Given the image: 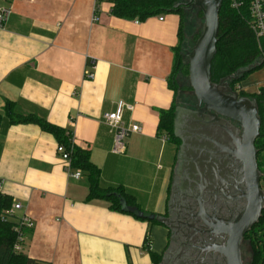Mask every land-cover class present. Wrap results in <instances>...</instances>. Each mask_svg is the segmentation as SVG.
Returning <instances> with one entry per match:
<instances>
[{
  "label": "crops",
  "instance_id": "obj_1",
  "mask_svg": "<svg viewBox=\"0 0 264 264\" xmlns=\"http://www.w3.org/2000/svg\"><path fill=\"white\" fill-rule=\"evenodd\" d=\"M112 6L102 0L94 22L95 0H0V9L11 10L0 28V113L12 101L68 129L91 151L104 188H122L144 212L164 214L179 151L158 126L160 111L178 102L169 80L181 18L137 23L113 16ZM238 89L259 92L250 84ZM121 101L134 106L125 124L141 130L128 136L125 154H115L114 130L103 117ZM58 145L38 125L0 119L1 193L22 204L18 217L34 222L21 252L52 264H152L166 246L164 225L114 211L103 199L87 201V174L71 176Z\"/></svg>",
  "mask_w": 264,
  "mask_h": 264
},
{
  "label": "water",
  "instance_id": "obj_2",
  "mask_svg": "<svg viewBox=\"0 0 264 264\" xmlns=\"http://www.w3.org/2000/svg\"><path fill=\"white\" fill-rule=\"evenodd\" d=\"M189 4L193 9L203 11L205 21L202 34L188 55L189 81L198 101L197 109L176 108L175 136L182 141L179 157L184 160V169L200 162L209 163L213 168L218 160H224L225 155H231L241 163V185L245 188L244 196L248 201L241 219L234 222L212 218L201 209L200 214L206 225L230 234L227 247L225 241H220L221 245L214 246V251L225 253L229 264H243L241 242L245 234L259 223L264 211L262 172L256 147L262 118L258 101L241 97L230 84L261 67L263 62L240 69L236 74L224 75L219 83L213 82L212 63L217 54L223 0H190ZM228 119L237 122L240 127H235ZM228 162L229 159H225L224 165ZM183 183L186 184L185 180ZM196 183L204 188H212L214 184L207 180ZM121 205L139 218L169 226V219L161 214L146 213L137 206L129 205L123 198ZM218 237L225 240L224 234Z\"/></svg>",
  "mask_w": 264,
  "mask_h": 264
},
{
  "label": "trees",
  "instance_id": "obj_3",
  "mask_svg": "<svg viewBox=\"0 0 264 264\" xmlns=\"http://www.w3.org/2000/svg\"><path fill=\"white\" fill-rule=\"evenodd\" d=\"M185 1L188 0H111L113 4L111 9L112 15L121 19H139L140 21H144L152 16L171 13L180 16V43L174 49V67L169 80V87L176 93V100H178L179 93L176 83L179 72L182 70L184 75L189 76V63L183 64L184 58L181 53V45L184 42L182 13L185 10L183 8ZM247 16V13H239L232 9L230 0H223V6L220 11L217 54L212 63V80L215 83H219L224 75H233L240 69L263 62L261 67L246 74L239 81H233L231 84H233V87H236L249 74L264 67L262 58L264 41L261 44L258 42L255 32L249 25ZM240 95L258 101L262 127L261 134L256 141V147L258 149V165L262 172L261 181L264 182V87L258 93L252 95L241 90ZM178 106V102H174L170 109L161 110L158 126L159 133L167 134L169 140L177 146L180 145V140L175 136L176 108ZM3 116L9 119L10 125L34 124L38 125L45 132L55 136L58 144L63 145L69 153L72 169L85 172L89 178L90 187L87 201L103 199L111 203L112 210L124 213L128 212L122 208V198L131 206L137 205L133 197L122 188H104L101 185L100 170L91 161V151L77 146L73 142L74 136L72 132L68 129L54 125L35 114H24L12 101L6 102L4 113H0V119ZM13 204V198L10 195L0 193V264H52L48 261L30 258L21 252L22 249H19L22 247L23 241L20 240L19 232L17 231L19 227L18 216L10 213ZM131 215L135 216L134 214ZM135 217L148 221L137 216ZM256 226H262L258 231H264V211ZM22 234H24V230ZM259 238L262 244L255 252L253 264H264V235Z\"/></svg>",
  "mask_w": 264,
  "mask_h": 264
},
{
  "label": "flooded vegetation",
  "instance_id": "obj_4",
  "mask_svg": "<svg viewBox=\"0 0 264 264\" xmlns=\"http://www.w3.org/2000/svg\"><path fill=\"white\" fill-rule=\"evenodd\" d=\"M233 88L240 93L238 86ZM197 106L198 101L182 107L196 110ZM228 120L235 127H240L237 122ZM181 145L180 140L167 209L161 214L169 219V226H159L166 237V246L161 254L154 255L152 264H229L225 253L214 251V246L225 241L227 247L230 234L206 225L200 209L212 218L234 222L241 219L248 205L244 196L245 188L241 185L242 165L231 155H225L224 160L230 161L225 165L224 160H218L213 168L209 163L200 162L184 169V160L179 157ZM202 180L213 182L212 188L198 186L196 182ZM256 225L241 242L243 264H253L255 252L262 244L259 238L261 232ZM223 234L225 240L224 237H218Z\"/></svg>",
  "mask_w": 264,
  "mask_h": 264
},
{
  "label": "built area",
  "instance_id": "obj_5",
  "mask_svg": "<svg viewBox=\"0 0 264 264\" xmlns=\"http://www.w3.org/2000/svg\"><path fill=\"white\" fill-rule=\"evenodd\" d=\"M102 0H95V10L93 15V21L97 22L99 20L98 14L101 8ZM230 6L232 9L236 10L239 13L248 14V22L252 30L255 32L258 42L264 41V0H230ZM11 14L9 8L0 9V28H3L4 23L7 21L8 17ZM164 20V18H161ZM139 22L138 20L136 21ZM262 48V47H261ZM262 58L264 61V50L262 49ZM88 79H93L95 77L94 73H90L86 76ZM133 111L134 106L127 104L125 102H119L115 111L106 113L103 117V121L108 124L114 130V144L113 152L115 154H125L127 151V138L131 133H137L141 130L138 124L126 125L124 122V113L125 111ZM164 141L169 140L167 134L162 136ZM75 140H73L74 142ZM58 153L61 158L69 163L66 165V171L70 173L71 176L79 179L82 177V171L77 170L73 172L71 167V158L69 153L66 151V148L63 145H58ZM3 182L0 181V193L2 192ZM22 204L14 203L10 211L12 215H17V212L22 210ZM19 223L18 232L19 238L23 241L24 234L22 231L24 229H32L34 227V222L32 219L25 213L17 219ZM21 249V248H19Z\"/></svg>",
  "mask_w": 264,
  "mask_h": 264
},
{
  "label": "rangeland",
  "instance_id": "obj_6",
  "mask_svg": "<svg viewBox=\"0 0 264 264\" xmlns=\"http://www.w3.org/2000/svg\"><path fill=\"white\" fill-rule=\"evenodd\" d=\"M189 0L185 1L184 5L188 8H185L182 13V23L184 29V42L181 45V53L183 55V64L186 65L189 63V53L196 44L198 38L201 36L204 25V13L200 8H192L189 4ZM260 78L264 79V67L249 74L246 79L242 82L246 87L250 84L255 87V90L259 91L256 86L260 83ZM177 87H178V105L183 106L185 104H196L197 99L195 97L194 91L191 88L189 76L184 75L182 70L179 72L177 77ZM239 87V86H238ZM256 91V92H257ZM248 92V91H247ZM252 99V98H251ZM254 100V99H252ZM165 134V133H164ZM162 134V136L164 135ZM261 186L264 189V182H261ZM261 227L258 228L260 230ZM264 235V231L259 235Z\"/></svg>",
  "mask_w": 264,
  "mask_h": 264
}]
</instances>
